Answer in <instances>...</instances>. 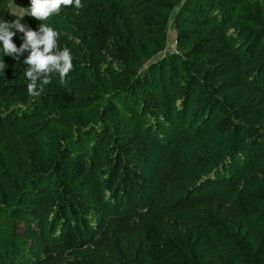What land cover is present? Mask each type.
Listing matches in <instances>:
<instances>
[{"label": "trees", "instance_id": "trees-1", "mask_svg": "<svg viewBox=\"0 0 264 264\" xmlns=\"http://www.w3.org/2000/svg\"><path fill=\"white\" fill-rule=\"evenodd\" d=\"M44 23L73 70L30 95V49L3 58L0 264H264V0H81Z\"/></svg>", "mask_w": 264, "mask_h": 264}, {"label": "clouds", "instance_id": "clouds-1", "mask_svg": "<svg viewBox=\"0 0 264 264\" xmlns=\"http://www.w3.org/2000/svg\"><path fill=\"white\" fill-rule=\"evenodd\" d=\"M12 3L14 4V0ZM69 6L78 9L81 7V0H30V7L21 15L11 14L14 16L11 21L0 19V73L4 74L8 67L3 59L5 56L19 60L17 54L30 49L23 59V63L27 65L24 72V77L28 81L26 90L30 95H39L42 86L49 83L54 75H57L59 82L63 84L73 70L72 51L67 46H59L60 32L52 25L44 23L50 17L60 13L62 7ZM25 13L41 22L37 29L34 30L23 22ZM17 32L23 34L20 37L22 43L19 47L12 39ZM38 85L41 87L38 88Z\"/></svg>", "mask_w": 264, "mask_h": 264}, {"label": "rangeland", "instance_id": "rangeland-1", "mask_svg": "<svg viewBox=\"0 0 264 264\" xmlns=\"http://www.w3.org/2000/svg\"><path fill=\"white\" fill-rule=\"evenodd\" d=\"M174 32L170 31L169 33V41H168V44L166 46V52H174ZM165 51L163 53H165ZM162 53V54H163Z\"/></svg>", "mask_w": 264, "mask_h": 264}, {"label": "built area", "instance_id": "built-area-1", "mask_svg": "<svg viewBox=\"0 0 264 264\" xmlns=\"http://www.w3.org/2000/svg\"><path fill=\"white\" fill-rule=\"evenodd\" d=\"M174 49H176V47H175V44H174ZM174 52H175V53H177V51H176V50H174Z\"/></svg>", "mask_w": 264, "mask_h": 264}]
</instances>
